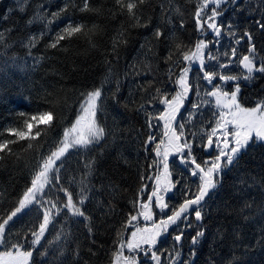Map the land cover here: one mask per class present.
Wrapping results in <instances>:
<instances>
[{"label": "snow or ice", "instance_id": "snow-or-ice-1", "mask_svg": "<svg viewBox=\"0 0 264 264\" xmlns=\"http://www.w3.org/2000/svg\"><path fill=\"white\" fill-rule=\"evenodd\" d=\"M152 3L153 0H112V5L105 12L104 0H79L78 3L77 0H65L63 6L50 16L37 12L27 21L29 25L42 22L46 31L29 33L18 41L10 42L6 33L10 34L13 29H0V72L14 67L22 71L27 68L34 73L45 62L46 56L44 52L34 55L32 50L41 44L46 34L48 40L43 48L57 51L66 49L64 42L73 38H82L90 48L98 49L97 41L104 38L105 29L100 25L92 23L89 26L74 21L70 15L63 26L58 25L53 33L48 26L62 14H67L70 6L81 13H90L94 18L114 20L119 14L132 22V28H151L150 36L145 37L139 49L144 56L140 61L143 69H137L133 63L126 66L122 74L114 71L113 63H119L120 48L127 46L128 33L123 28L114 30L107 49L111 59L104 61L107 65L104 79L99 85L76 90L74 118L67 125H63L62 115L56 110L59 97L42 88L40 98L43 99L46 93L52 99H43L35 113L18 112L17 116L22 118L18 124L12 121L0 129V165L13 157L15 161L21 159L14 146L23 145V151H28L42 136L56 132V138L48 147L37 153L36 164L29 169L28 183L17 194L12 207L0 212V264H68L69 261L71 264H89L91 257L96 255L94 249L102 247L97 243V237L110 226L115 238L109 264H141V257L149 264H195L199 247L209 231L205 220L210 219L214 211L224 219L231 217L238 224H261L259 233L250 244L240 241L239 227L233 229L234 246L238 248L239 255L233 252L228 264H246L245 257L258 248L264 249V172H255L249 164V160L255 159L253 153L264 150V99L257 100L251 107L244 106L240 101L241 83L250 86V82L264 76V56L260 55L264 49V0H196L193 14L196 31L201 37L211 34L212 39L200 38L191 48L185 49L175 44L179 55L173 63L179 71L173 72L170 68L165 78L167 83L157 80L148 53L152 52L153 39L159 44L163 38L166 45L174 41L176 30L184 28V21L173 20L174 16L182 15L175 0H156L160 13L153 25L152 18L145 16L146 11H155ZM229 11L237 16L243 13L249 19L247 22L222 20L221 17ZM7 19V15L0 16V20ZM222 37L230 42L223 51L219 48ZM245 42L244 51L238 55V46ZM14 46L24 49L25 56L18 60L15 53L9 55L8 50ZM213 49L216 51L213 52ZM173 54L172 48L168 47L164 62L172 60ZM206 60L216 62L215 71L204 70ZM193 63L198 65L201 79L211 85L210 89L202 90L199 80H190ZM233 65L241 69L239 74L225 72ZM49 74L60 75L58 72ZM125 80H131L133 86L127 97L121 95ZM217 80L223 84L232 82L233 90L229 92L214 84L213 81ZM110 82L114 90L110 88L106 92L105 85ZM52 87L55 88V85ZM133 93L142 97L138 105L131 99ZM145 94L147 98L143 99ZM190 95L196 99L190 101ZM24 99L31 102L30 95ZM109 99L114 108L145 115L148 135L141 143L145 152L151 151L155 156L149 163L150 169H156L155 173L140 176L141 181L154 180V187L145 200L141 194L148 186L141 185L136 197L130 201L131 209L119 221V228L114 227L113 222V217L119 214L114 203L119 186L101 172L103 158L108 151L106 146L110 138L115 143L116 137V133L106 129L98 119V116L104 115L105 103ZM186 102L188 107H185ZM64 106L73 107L66 98ZM204 108L213 109V119L207 122L210 125L208 128L203 126ZM181 109H184L183 114ZM198 118L201 121L199 125ZM58 126L60 131L57 132ZM157 126L160 128L158 133L154 131ZM119 139L123 141L124 135L121 134ZM149 145H152L151 149ZM194 148L209 152V157L197 162ZM70 152L88 157L82 162V169L74 175L67 174L68 169L65 168ZM172 154L176 155L175 162L197 179V186L195 191L185 187V198L181 203L156 220L153 205L161 213L168 210L165 195L181 182L180 176L175 181L172 179L169 168V156ZM233 172L230 195L218 208L213 197L224 189L226 178ZM2 195L3 189H0ZM34 208L38 211L36 220L22 233L14 234L15 224ZM190 217H194L195 224L190 222ZM68 219L72 224H83L82 237L73 233ZM141 220L150 223L141 227ZM60 221L64 223L53 235L49 231L50 226L55 230ZM173 225L180 230L172 237V250L158 249L161 236ZM129 229L132 230L129 232ZM185 229L193 230L186 255L180 247ZM225 231L221 225L215 238L223 241ZM85 255L88 260L84 259ZM205 264H216V261L209 256Z\"/></svg>", "mask_w": 264, "mask_h": 264}, {"label": "trees", "instance_id": "trees-1", "mask_svg": "<svg viewBox=\"0 0 264 264\" xmlns=\"http://www.w3.org/2000/svg\"><path fill=\"white\" fill-rule=\"evenodd\" d=\"M78 2L79 0H77V3ZM93 2H95V0H93ZM175 2L179 4L182 15L174 16L173 20L178 22L180 19H183L184 28L182 30L177 28L174 41L169 42L168 45L163 42V38H161V43L159 44L153 39L152 52L148 53V58L153 66V71L157 80H163L165 83H167L165 78L169 74L170 68L173 72L179 71V67H174L173 63L178 59L179 55V53L175 51V44H180L181 49L191 48L198 39L204 38L210 40L209 36L211 35L208 34L201 37L200 33L196 31L193 19L196 0H175ZM64 3L65 0H0V16H8L7 20H0V29H13L10 34L6 33L10 42L18 41L29 33L39 34L42 31H46L43 23L38 21L29 25L27 21L37 12L50 16L52 12L60 9ZM41 5H43V8H41ZM110 5H112V0H104L105 12ZM151 7L154 8L155 11H146L145 16H150L153 25H155L160 13L156 0H153ZM8 9L12 11L8 12ZM44 9H47L46 13ZM69 15L74 21L84 22L89 26L92 23H97L100 27L105 29L104 38L97 41L99 45L98 49L90 48L87 42L82 38H73L71 41L64 42L67 44V48L64 50H45L42 45L48 40V35L46 34L41 44L36 49L32 50L34 55L38 56L41 52H44L46 56L45 62L38 71L33 73L27 68L22 71L12 67L5 69L4 72H0V129L9 125L12 121H16L18 124L22 119L17 116L18 112L35 113L38 106L43 103V99H52V97L48 96L46 93L43 94V99L40 98L42 95V88L47 89L48 92L59 97L56 110L62 115L63 125H67L68 122L73 120L75 112L74 105L77 100L76 90L99 85L104 79L107 67L104 61L105 59H111V56L107 55L109 37L113 35L114 30L117 28L127 30L128 44L120 48L121 59L118 64L113 63L114 71L122 74L126 66L132 65L133 63L136 64L137 69H143V64H141L140 61L144 59V56L139 49L140 44L144 43L145 37L150 36V27L132 28L130 26L132 22L126 16H120L118 14L117 18L114 20H107L103 17L94 18L90 13H81L70 6L68 13L62 14L61 17L55 23L49 25L48 28L54 33L58 25L63 26L64 20ZM221 19H239L242 22H247L249 17L243 13L237 16L236 13L229 11L225 16L221 17ZM224 41V46L220 48L221 51L228 48L230 44L228 39L225 38ZM168 47L172 48L174 54L172 60L165 63L163 57L166 55ZM245 47L246 42L238 46V55L244 51ZM258 47H260V44H258ZM8 51L9 55L15 53L18 60L20 57L25 56L24 49L20 47L14 46ZM153 53L156 55H153ZM260 55L264 56V49L261 50ZM213 65L214 64L210 63L206 64L204 70L215 71L216 69ZM182 66L183 65H180V67ZM240 71L241 69L235 65L228 69V72L232 74H239ZM49 72H58L60 75H52L49 74ZM201 76L202 73L199 68H193L190 80H199L202 90L210 89L211 85L210 87L207 86V83L201 79ZM213 83L220 85L218 80L213 81ZM52 85H55V88H53ZM61 85H63V87H61ZM222 85L226 91H229V87L233 86L232 82ZM110 88L114 90V85L111 82L105 85V91L107 92ZM132 88L131 80H125L122 84L121 95L127 97L128 93L132 91ZM232 90L233 89H231V91ZM29 95L31 96L30 103L24 99L25 96ZM65 98L67 99V103L73 107L64 106ZM146 98L147 95L145 94L143 99ZM131 99H134L137 105L142 101V97L138 93H133ZM260 99H264V76H259L258 79L250 82V86L241 83L240 101L244 106L251 107ZM159 107L162 108L163 106ZM149 111H152V109H149ZM212 111L213 109L211 108H205L202 111V121L205 127H209L206 121L213 118ZM98 119H100L106 129H111L116 133L115 143H113V140L110 138L106 146L108 151L103 158L101 172L110 176L115 184L119 186V191L114 200L119 214L113 217L114 227L119 228V221L122 220L124 214L131 209L132 205L130 201L136 197L142 184H147L148 186L146 191L141 194L142 198L146 200L147 196L150 195L154 180L145 179L141 181L140 176L144 175L147 177L155 173V168H149V163L155 156L151 151L145 152L142 147L141 142L148 135L145 115L143 113L137 114L135 111H126L124 108H114L109 99L105 103L104 115L102 117L98 116ZM58 131H60V126L57 127V132ZM154 131L158 133L160 131L159 126H157ZM121 134L125 137L123 141L119 139ZM53 138H56V132H51L47 136H42L40 141L34 144L33 149L28 151H23V145L14 146L21 159L15 161L13 157L6 163L0 165V189H3V195L0 196V212H4L12 207L17 199V194L22 192L28 183L29 169L36 164L37 153H42ZM157 139H159V135ZM148 147L151 149L152 145ZM193 154L196 156L197 162L206 159L203 149L194 148ZM252 155L255 156L254 160H249V157H245V160H249L250 167L255 172H264V150H261L259 153H253ZM87 158L86 155L70 152L68 162L65 165V168L68 169L67 174L74 175L76 172L80 171L82 169V162L86 161ZM169 168L172 171V179L174 181L178 176L181 177V182L176 186V189L171 191L170 195H165V201L169 204V209L171 210L173 206H178L185 198L183 195L185 187L191 191H195L197 180L196 178L191 180L190 177H187V172L183 171L185 168L178 163L171 164L170 162ZM64 174L62 170V175ZM234 175L235 172L226 178L224 189L220 190L218 196L213 197V200L216 201V207L219 208L225 197L230 195L229 189L233 182L231 176ZM157 210L155 205H153V212L155 213L156 220H159L162 217H160V213H158L159 211ZM170 210H166L167 212L163 213V216L169 214ZM257 215L259 216V213H257ZM37 216L38 211L36 209L30 211L27 215L23 216L22 220L15 224L13 233H22L36 220ZM63 223L64 221L57 223L55 230L51 227L49 230L50 233L54 235V231H59ZM192 223L195 224L194 222ZM68 224L72 225L74 234L80 235L81 237L83 236V224H72L71 219H68ZM205 224L209 231L206 232L205 239L199 247L195 264H205L209 256L216 261V264H228V259L233 252L239 255L238 248L234 246L233 229L239 227L240 241L244 244H250L255 240L261 227L260 223L238 224L237 221L231 217L224 219L215 211L212 213L210 219L205 220ZM221 225L226 229L223 241L215 238L216 230L221 227ZM131 230L132 229H129V232ZM47 238L50 239L51 236ZM114 238L112 226L97 237V243L102 245V247L94 249L96 255L91 257L89 264H109V255ZM189 247L190 245L186 244V247L182 249L183 254H187ZM34 258H36L35 254ZM84 259L88 260L89 257L85 255ZM244 259L246 264H264V249L258 248ZM68 264H71V261H69Z\"/></svg>", "mask_w": 264, "mask_h": 264}, {"label": "flooded vegetation", "instance_id": "flooded-vegetation-1", "mask_svg": "<svg viewBox=\"0 0 264 264\" xmlns=\"http://www.w3.org/2000/svg\"><path fill=\"white\" fill-rule=\"evenodd\" d=\"M214 67V66H213ZM215 68V67H214ZM225 72H228V69L225 70ZM205 151L203 150V153ZM205 155V154H204ZM183 171H186L185 169ZM187 172V177H190L191 180H193L194 178H191V176L189 175L188 171ZM197 180V179H196ZM170 209H168L167 211H169ZM159 211V210H157ZM156 218V217H155ZM142 222H145L142 220ZM190 222H194L195 223V220H194V217H190ZM179 228L176 226V225H173V226H170L168 228V231L165 235L162 236V238H160V242L157 244V248L158 249H167L169 251L172 250L171 247H173V244H174V241L172 239V237L175 235V234H178L179 232ZM193 234L192 230H189V229H185V232H184V239L180 242V247L181 249H183L184 247H186V244L188 242V239L189 237ZM183 251V250H182ZM127 255V253H125ZM149 261H147L144 257H141V264H148Z\"/></svg>", "mask_w": 264, "mask_h": 264}, {"label": "rangeland", "instance_id": "rangeland-1", "mask_svg": "<svg viewBox=\"0 0 264 264\" xmlns=\"http://www.w3.org/2000/svg\"><path fill=\"white\" fill-rule=\"evenodd\" d=\"M209 39H210V40L212 39V36H211V35L209 36ZM224 39H225V38H223V37L221 38L219 48H221L222 46H224V45H223V42H225ZM214 51H215V49H214ZM214 51H213V52H214ZM208 63H210V64H214V65L216 64L215 61H207V60H206V61H205V65L208 64ZM205 65H204V66H205ZM214 65H213V66H214ZM197 67H198V65L195 64V63H193V64L191 65V70H190V73H189V78L191 77V73H192L193 68H197ZM219 83H220L219 86L222 87V86H223V85H222L223 83L220 82V81H219ZM207 86L210 87V85H208V84H207ZM230 87H232V88H230ZM230 87H229V92H231V89H233V86H230ZM222 88H223V87H222ZM223 89H224V88H223ZM188 99H189L190 101H192V100H195L196 98L190 95ZM185 107H188V103H187V102H186V104H185ZM204 109H205V108H204ZM204 109H203V110H204ZM203 110H202V111H203ZM181 112H182L181 114H183V113H184V109H181ZM178 119H179V117H178ZM212 119H213V118H211L210 120H212ZM202 120H203V117H202ZM210 120L208 119V121H210ZM197 121H198L197 124L199 125L200 122H201V121H200V118H198ZM208 121H206V124H207ZM203 124H204V123H203ZM203 126L205 127V125H203ZM209 127H210V125H209ZM205 128H208V127H205ZM213 155H214V153H213ZM175 161H176V155H175V154L170 155V156H169V164H170V162H171V164H175V163H177V162H175ZM193 178H194V177H193ZM34 209H35V208H34ZM165 212H167V211L165 210ZM165 212H164V213H165ZM158 213H160V217L163 216V213H161L160 211H159ZM146 223H150V222H145V224H146ZM145 224H144L143 226H145ZM143 226H141V227H143ZM50 228H51V226H50ZM148 264H149V263H148Z\"/></svg>", "mask_w": 264, "mask_h": 264}, {"label": "water", "instance_id": "water-1", "mask_svg": "<svg viewBox=\"0 0 264 264\" xmlns=\"http://www.w3.org/2000/svg\"><path fill=\"white\" fill-rule=\"evenodd\" d=\"M206 152V154H209V152H207V151H205Z\"/></svg>", "mask_w": 264, "mask_h": 264}]
</instances>
